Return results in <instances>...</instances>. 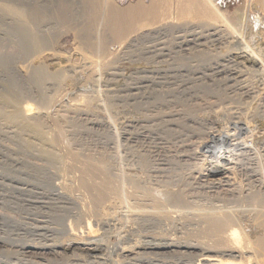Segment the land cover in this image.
<instances>
[{"label":"rangeland","instance_id":"obj_1","mask_svg":"<svg viewBox=\"0 0 264 264\" xmlns=\"http://www.w3.org/2000/svg\"><path fill=\"white\" fill-rule=\"evenodd\" d=\"M27 1L0 0L35 11L31 19L0 13V236L4 232L14 239L2 249L7 253L0 254L1 264H197L196 257L124 258L122 248L133 246L135 238L134 244L126 241L120 248L113 243L121 236L131 239L129 231L137 227L125 225L127 234L121 226L123 216L104 222L92 212H85L94 206V195L82 186L84 169H91L88 178L97 185L101 183L102 189L103 173H109L114 185L127 187L129 193L131 190L149 199L162 196L163 203L168 201V212L142 233L146 242L150 240L147 236L161 233L159 239L191 241V234L200 229L199 225L182 218L194 217L197 210L218 208L230 214L234 227L242 225V230L252 228L256 218L258 225L257 220L264 222V71H260V66L246 70L235 59L248 47L257 49L263 44V0L216 1L219 7L231 6L239 12L231 13L236 14L232 15L236 23L239 20L236 35L230 34L224 24L212 26L205 20L195 23L197 19H179L176 8L182 2L172 0L173 13L166 20L176 27L131 43L113 42L107 37L109 51L105 53L88 46L97 41V33L85 0ZM144 1L150 4L153 0ZM239 7L246 13L243 9L237 11ZM64 12L66 17L62 18ZM190 21H194L193 25ZM74 26L78 35L70 31ZM252 26H256L255 30ZM256 29L258 33H254ZM100 31L99 35L104 36L105 32ZM102 62L105 64L99 65ZM4 97L5 101L8 97V101H20V107L34 108L26 118L43 124L46 137L55 141L53 150L60 158L37 154L43 142L21 122L13 124L7 120L11 104ZM58 193L73 196L76 203L57 200ZM2 196L6 202L13 200L3 202ZM125 213L126 210L120 212ZM90 221L95 230L91 234L86 228ZM71 224L75 225L78 238L68 253L60 250L59 257L19 254L17 248L22 242L50 244L46 239H60L63 235L59 232L64 229L71 234Z\"/></svg>","mask_w":264,"mask_h":264},{"label":"bare ground","instance_id":"obj_2","mask_svg":"<svg viewBox=\"0 0 264 264\" xmlns=\"http://www.w3.org/2000/svg\"><path fill=\"white\" fill-rule=\"evenodd\" d=\"M29 1V0H28ZM27 1V2H28ZM33 1V0H30ZM29 1V3H30ZM177 2L176 0H174ZM218 0H181V4L177 5L179 7H174L179 11V19L180 17L184 18L181 20H186L187 19H194V20H205L207 22H211L213 24L212 26H219L223 25L227 26L229 28V33L230 34H235L237 33V28H236V19L232 15H236V9L231 7V6H225V7H219L217 2ZM223 1V0H222ZM226 1V0H225ZM238 2V0H235V2ZM240 1V0H239ZM254 1V0H252ZM264 1V0H263ZM26 2V0H25ZM35 3V1H33ZM87 2L89 8L91 9V18L93 20L94 28L97 33V41L90 42L88 46L91 47H97L96 49H101V52H106L107 48V42L105 41L107 37L116 42L121 43L123 40V43L126 41H139L140 38H146L149 37L148 35L152 33H160L163 31L171 30L174 26V24H170L169 20H166L167 18H170L169 14L173 13L172 8H173V1L172 0H153L152 3L147 4L144 0H85ZM83 1V3H85ZM236 2V3H237ZM243 1L241 0L240 3ZM259 2V1H258ZM257 2V3H258ZM6 3V2H5ZM11 3V2H10ZM14 3V2H13ZM24 3V2H23ZM22 3V4H23ZM32 3V2H31ZM33 3V4H34ZM178 3V2H177ZM222 3V2H221ZM250 3V2H249ZM21 4V3H20ZM24 5V4H23ZM35 5V4H34ZM60 5V4H59ZM231 5V3H230ZM235 4L233 3V6ZM241 6V4H239ZM243 5V4H242ZM247 5V3H246ZM245 4L243 6H246ZM251 5V4H250ZM26 6V4H25ZM32 6V4L30 5ZM236 7V5H235ZM252 7V6H251ZM250 7V8H251ZM254 7V6H253ZM252 7V8H253ZM27 8H31L28 7ZM34 8V6H33ZM88 8V7H87ZM238 8V7H237ZM252 8L250 9L252 11ZM36 9V8H35ZM59 9V8H58ZM66 11V8H63ZM62 9V10H63ZM233 9H235V12H232ZM243 9V7H239V10ZM249 9V8H248ZM88 10V9H87ZM174 14H175V9ZM176 10V11H177ZM244 10V9H243ZM38 11V10H37ZM59 11V10H58ZM172 11V12H171ZM255 11V10H254ZM8 14V15H18L20 18L23 19H31V15L35 12H28L23 9H19L15 6L9 5V3L4 4L3 2L0 3V13ZM41 12V11H40ZM87 12V11H86ZM171 12V13H170ZM242 12V11H241ZM245 12V10L243 11ZM242 12V14H243ZM256 12V11H255ZM260 12V10H259ZM258 12V13H259ZM37 13V12H36ZM231 13H236L232 14ZM246 13V12H245ZM244 13V14H245ZM3 14V15H4ZM38 14V13H37ZM36 14V15H37ZM60 14V12H59ZM62 18L65 16V12L61 13ZM68 14V12H67ZM66 14V15H67ZM177 14V13H176ZM241 14V15H242ZM243 14V15H244ZM250 14V13H249ZM248 14V15H249ZM40 15H42L40 13ZM169 15V16H168ZM247 15V16H248ZM258 15V14H257ZM2 16V15H1ZM70 16V14H69ZM172 16V14H171ZM238 16V15H237ZM240 16V15H239ZM238 16V17H239ZM252 16V15H251ZM41 17V16H40ZM68 17V16H67ZM90 17V16H89ZM88 17V18H89ZM245 18V16H242ZM260 17V15H259ZM10 18V17H9ZM175 18V16H174ZM187 18V19H185ZM241 19V17H239ZM3 19V18H2ZM8 19V18H7ZM42 19V17H41ZM172 19V18H171ZM177 19V18H176ZM258 19V18H257ZM14 20V19H13ZM252 21V19H250ZM259 20V19H258ZM7 21V20H6ZM20 21V20H19ZM26 21V20H25ZM24 21V22H25ZM30 21V20H29ZM164 21H167V23ZM182 21V22H184ZM232 21V22H231ZM241 21V20H240ZM256 21V20H255ZM31 22V21H30ZM62 22V21H61ZM172 22V21H171ZM174 22V21H173ZM181 22V21H180ZM192 22L191 25H193L194 21ZM201 22V21H195V23ZM204 22V21H203ZM264 22V21H263ZM18 23V22H17ZM175 23V22H174ZM189 23V22H188ZM253 23V22H252ZM260 23V22H259ZM262 23V22H261ZM39 24V23H38ZM75 24V23H74ZM170 24V25H169ZM183 24V23H182ZM226 24V25H225ZM240 24V23H239ZM250 24V23H249ZM32 25V24H31ZM29 25V26H31ZM76 25V24H75ZM179 25V24H178ZM186 25V23H185ZM208 25V24H207ZM264 25V23H263ZM24 26V25H23ZM96 26V27H95ZM189 26V25H188ZM211 26V25H210ZM25 27V26H24ZM176 27V25L174 26ZM191 27V26H190ZM189 27V28H190ZM206 27V24H205ZM65 28V26H64ZM63 28V29H64ZM79 28V27H78ZM90 28V27H89ZM212 28V27H210ZM225 28V27H223ZM254 28V26H252ZM256 28V26H255ZM254 28V30H255ZM264 28V27H263ZM262 28V29H263ZM29 29V28H28ZM32 29V28H31ZM30 29V30H31ZM36 29V28H35ZM32 29V30H35ZM93 29V28H92ZM103 30L104 36L99 35V31ZM188 29V28H187ZM199 29V28H198ZM216 29V28H215ZM261 29V28H259ZM26 30V29H25ZM193 30V28H192ZM195 30V29H194ZM202 30V29H201ZM204 30V29H203ZM219 30V29H218ZM253 30V31H254ZM264 30V29H263ZM71 33L73 35H78L79 30L77 29V26L71 28ZM83 31V30H82ZM178 31V30H177ZM199 30H197L198 32ZM205 31V30H204ZM225 31V30H224ZM241 31V30H240ZM34 32V31H33ZM91 32V31H90ZM101 32V31H100ZM193 32V31H192ZM259 31L256 29V32L258 33ZM35 33V32H34ZM83 33V32H82ZM89 33V32H88ZM167 33V32H166ZM171 33V31H170ZM187 33V32H186ZM221 33V32H220ZM260 33H263L262 31ZM32 34V33H31ZM103 34V33H102ZM192 34V33H191ZM218 34V33H217ZM223 34V33H222ZM228 34V33H227ZM238 34V33H237ZM264 34V33H263ZM262 34V35H263ZM88 35V34H87ZM155 35V34H153ZM158 35V34H157ZM156 35V36H157ZM165 35V34H164ZM190 35V34H189ZM234 35V36H235ZM257 35V34H256ZM255 35V36H256ZM36 36V35H35ZM84 37V35H82ZM86 36V34H85ZM91 36V34H90ZM93 36V35H92ZM159 36V35H158ZM167 36V35H166ZM177 36V35H176ZM180 36V35H179ZM187 36V35H186ZM210 36V35H209ZM233 36V35H232ZM258 36V35H257ZM33 37V35H32ZM56 37V36H55ZM229 37V36H228ZM227 37V38H228ZM260 37V36H259ZM263 37V36H261ZM37 39V36L35 37ZM86 38V37H85ZM108 38V39H109ZM150 38V37H149ZM164 38V37H163ZM168 38V36H167ZM174 38V37H173ZM177 38V37H176ZM175 38V39H176ZM184 38V37H183ZM200 38V37H199ZM202 38V37H201ZM204 38V37H203ZM208 38V36H207ZM246 38V37H245ZM256 38V37H254ZM73 39V38H72ZM80 39V37H79ZM82 39V38H81ZM88 39V38H86ZM160 39V38H159ZM171 39V38H170ZM197 39V38H196ZM219 39V38H218ZM239 39V38H238ZM253 39V38H252ZM263 40V44H260L264 46V37L260 38ZM61 40V39H60ZM165 40V39H164ZM206 40V39H205ZM80 41V40H78ZM163 41V39H162ZM169 41V40H168ZM198 41V40H197ZM244 41V40H243ZM260 41V40H259ZM64 42V41H63ZM67 42V41H66ZM112 42V43H113ZM171 42V41H170ZM206 42V41H204ZM203 42V43H204ZM210 42V41H209ZM254 42V41H253ZM65 43V42H64ZM79 43V42H78ZM109 43V42H108ZM122 43V44H123ZM133 43V42H132ZM173 42H171L172 45ZM180 43V42H179ZM199 43V42H198ZM202 43V44H203ZM212 43V42H211ZM239 43V42H238ZM243 43V42H242ZM245 43V42H244ZM118 44V43H117ZM80 45V44H79ZM86 45V44H84ZM204 45V44H203ZM247 45V44H246ZM72 46V45H71ZM87 46V45H86ZM121 46V45H120ZM149 46V45H148ZM201 46V45H200ZM218 46V45H217ZM258 45L257 49H252L248 47V51H244L241 53L236 54V61H241V64L244 65L246 70L253 69L254 67H258L260 71H264V47ZM81 47V46H80ZM90 47V48H91ZM94 47V48H95ZM110 47V46H109ZM112 47V46H111ZM118 47V46H117ZM176 47V46H175ZM223 47V46H222ZM37 48V47H36ZM79 48V47H78ZM88 48V47H87ZM155 48V47H154ZM159 48V47H158ZM157 48V50H158ZM228 48V47H227ZM43 49V48H42ZM41 49V50H42ZM156 49V48H155ZM161 49V48H160ZM159 49V50H160ZM165 49V48H164ZM180 49V48H179ZM190 49V48H189ZM239 49V48H238ZM36 50V49H35ZM85 50V48L83 49ZM82 50V51H83ZM112 50V49H111ZM110 50V51H111ZM138 50V49H137ZM37 51V50H36ZM99 51V50H98ZM109 51V50H108ZM117 51V50H116ZM133 51V50H132ZM163 52V49L161 50ZM190 51V50H189ZM216 51V50H215ZM227 51V50H226ZM258 51V52H256ZM88 52V51H86ZM96 52V51H95ZM112 52V51H111ZM149 52V51H148ZM152 52V51H151ZM37 53V52H36ZM39 53V52H38ZM42 53V52H41ZM97 53V52H96ZM150 53V52H149ZM153 53V52H152ZM156 53V52H154ZM159 52H157L158 54ZM173 53V52H172ZM177 53V52H176ZM211 53V52H210ZM43 54V53H42ZM89 54V53H88ZM107 54V53H106ZM122 54V53H121ZM212 54V53H211ZM216 54V53H215ZM226 54V53H224ZM85 55V54H84ZM97 55V54H96ZM110 55V54H109ZM130 55V54H129ZM170 55V53H169ZM217 55V54H216ZM104 56V55H103ZM102 56V58H103ZM153 56V55H152ZM151 56V57H152ZM89 57V56H88ZM92 57V56H91ZM95 57V56H94ZM160 57V56H159ZM163 57V56H161ZM200 57V56H199ZM222 57V55H221ZM234 57V56H233ZM100 58V57H99ZM123 58V57H122ZM158 58V57H157ZM165 58V57H163ZM54 59V58H53ZM90 59V58H89ZM233 59V58H231ZM47 60V59H46ZM58 60V59H57ZM80 60V59H79ZM94 60V59H93ZM99 60V59H98ZM104 62L105 59L103 58ZM53 61V60H52ZM234 61V59H233ZM49 62V61H48ZM60 62V61H59ZM62 62V61H61ZM149 62V61H148ZM113 63V62H112ZM234 63V62H233ZM96 64V63H95ZM100 64H105V63H99ZM235 64V63H234ZM239 65L238 63H236ZM240 64V65H241ZM51 65V64H49ZM53 65V63H52ZM58 65V64H57ZM138 65V64H137ZM249 66V68L247 67ZM61 67V66H60ZM91 67V66H90ZM243 67V68H244ZM42 68V67H41ZM53 68V67H52ZM93 68V67H92ZM51 69V68H50ZM49 69V70H50ZM87 69V68H86ZM101 69V68H100ZM241 69V68H240ZM43 70V69H42ZM56 70V69H55ZM88 70V69H87ZM86 70V72H87ZM91 70V69H89ZM88 70V71H89ZM98 70V69H97ZM229 70V69H228ZM227 70V71H228ZM79 71V70H78ZM77 71V72H78ZM83 71V70H82ZM101 71V70H100ZM216 71V70H215ZM219 71V70H218ZM241 71V70H240ZM243 71V69H242ZM241 71V72H242ZM252 71V70H251ZM62 72V71H61ZM91 72V71H90ZM94 72V71H93ZM247 72V71H246ZM58 73V71H57ZM83 73V72H82ZM92 73V72H91ZM95 73V72H94ZM220 73V72H219ZM240 73V72H239ZM255 73V72H254ZM76 74V73H75ZM98 74V73H97ZM229 74V73H228ZM238 74V73H237ZM231 75V74H230ZM229 75V76H230ZM239 75V74H238ZM240 75H242L240 73ZM47 75L43 76L46 77ZM51 76V75H50ZM253 76V75H252ZM92 77V75H91ZM95 77V76H94ZM102 77V76H101ZM41 78V77H40ZM251 78V77H250ZM56 79V78H55ZM96 79V78H95ZM247 79V78H246ZM53 80V79H52ZM55 82V81H54ZM65 83V82H64ZM54 85V84H53ZM83 86V85H82ZM81 86V87H82ZM88 86V85H87ZM88 89V88H87ZM12 97V96H11ZM9 98V97H8ZM7 98V99H8ZM5 102H9L11 105V108L9 107L10 111L7 110V120L14 122L19 121L21 124L25 127V129H29L37 138H39L43 144L41 145L39 143V146H43L40 149L38 148V153L40 156L47 157V158H60L57 156L56 149L53 150V144L55 143L54 140H50L46 137V133L44 132L43 124L41 125L39 122L36 123H31L32 120H29V118H26L25 115H30L33 113L34 108L30 105H24L23 107L19 106L18 101L14 100H7ZM3 102V101H2ZM18 102V103H17ZM6 104V108H7ZM1 108V107H0ZM4 108V110L6 109ZM3 110V111H4ZM9 111V112H8ZM110 112V111H109ZM41 113V112H40ZM2 114V113H1ZM6 115V113H5ZM39 115V114H38ZM37 116V115H36ZM41 117V116H40ZM5 118V117H4ZM6 119V118H5ZM31 119V118H30ZM10 122V123H11ZM18 123V122H17ZM16 123V125H17ZM44 123V122H43ZM22 126V127H23ZM23 130V128H22ZM47 130V129H46ZM29 131V133H30ZM33 136V135H32ZM29 137V136H28ZM51 137V136H50ZM31 138V137H30ZM36 138V139H37ZM55 138V137H54ZM59 138V137H58ZM233 138V137H232ZM239 138V137H238ZM38 139V140H39ZM60 140V139H59ZM36 144V143H35ZM38 146V147H39ZM62 147V146H61ZM64 147V146H63ZM52 148V149H51ZM11 151V150H10ZM23 151V150H21ZM13 152V151H12ZM16 151L15 153H17ZM10 153V152H9ZM62 153V152H61ZM15 155V154H14ZM60 155V154H59ZM63 155V154H62ZM65 155V154H64ZM68 155V154H67ZM8 156V155H7ZM6 156V157H7ZM69 156V155H68ZM67 156V157H68ZM38 157V156H37ZM63 157V156H62ZM31 158V157H30ZM70 159V158H69ZM13 160V159H11ZM28 160V159H27ZM20 161V160H19ZM65 161V160H64ZM68 161V160H67ZM22 162V161H21ZM14 163V162H13ZM50 163V162H49ZM217 163V162H216ZM24 164V163H23ZM34 164V162H33ZM44 164V163H43ZM58 164V163H57ZM65 164V163H64ZM87 164V163H86ZM45 165V164H44ZM62 165V164H61ZM89 165V163H88ZM87 165V166H88ZM216 165V164H215ZM38 166V165H37ZM46 166V165H45ZM86 166V165H85ZM94 166V165H93ZM32 167V166H31ZM35 167V166H34ZM55 166L52 167V169ZM83 167V166H82ZM42 168V167H41ZM49 168V167H48ZM83 169V168H82ZM99 169V168H98ZM102 169V168H100ZM40 170V169H39ZM49 170V169H48ZM91 170V169H90ZM87 169L83 171L84 177L82 179V186L89 191L93 193L94 196H91V202H93L94 206L92 208L90 206L88 210L85 209L86 213H93L92 215H95L97 219L108 222L111 218H116V221L120 219V217L123 218L124 224H122V228L124 229V232L127 233L125 225L127 224H132V226H136L137 229H132L129 231L128 236H131L132 238L129 240H125L126 236H121V238H116L115 242L113 243L114 247L120 248V246H123L126 241H132L135 238V244L133 246L127 247L124 246L122 248L124 258H130V257H139V256H150V257H162V256H175L179 260L180 259H185L187 257H196L195 259L197 260V264H264V222L259 225L256 222V217L258 216L256 214V219H255V225L250 227V229H245L242 230L241 227H234L235 221L234 218L230 215L225 213L224 211H220L218 208L217 210H212V211H201L197 210L194 211V217H189V218H182L188 219L190 221H193L196 223V225H199L200 229L194 230L193 234H191L190 240L191 241H180L178 239H167V238H160L162 236L161 234H154L153 236H147L150 238L151 242L148 239V243L146 240H144L143 232L147 229H150L149 227L153 226L156 224L158 221V218L161 217V214H166L168 212V201L167 203H163L161 200L158 198L149 199L148 196H137L138 193L130 191V193L126 190L125 186H118L117 184L114 185L113 181H111V178L108 176L107 173L104 174V183H105V189H102L101 183L96 184L92 179H89L88 177L91 178V176L88 175L90 172ZM86 171V172H85ZM102 171V170H101ZM106 171V170H105ZM51 172V171H50ZM91 173V172H90ZM94 173V172H93ZM99 174V173H98ZM102 174V173H101ZM82 178V177H81ZM129 184V183H128ZM125 185V184H124ZM52 186V185H51ZM58 186V185H57ZM55 188V187H54ZM128 189V188H127ZM54 190V189H53ZM63 190V188H62ZM65 190V189H64ZM67 190V189H66ZM68 192V191H67ZM132 192V193H131ZM24 193V192H23ZM69 193V192H68ZM59 196H55L56 199L68 201V203H76V199L72 200L73 196H64L62 193H58ZM68 195V194H66ZM5 197V196H4ZM15 197V196H14ZM17 197V196H16ZM82 197V196H81ZM259 197V196H258ZM13 198V197H9ZM21 198V197H20ZM75 198V197H74ZM83 198V197H82ZM2 201L6 202V198H3L2 196ZM13 200V199H11ZM11 200H8L11 202ZM78 200V199H77ZM84 200V199H83ZM8 201L6 203H8ZM17 201V200H16ZM19 201V199H18ZM21 201V200H20ZM23 201V200H22ZM80 201V200H79ZM258 201V200H257ZM251 202V201H250ZM53 203V202H52ZM55 203V202H54ZM53 203V204H54ZM67 203V202H66ZM89 203V202H88ZM4 204V203H3ZM14 204V202H13ZM82 204V203H80ZM86 204V203H85ZM92 204V203H91ZM21 205V204H20ZM79 205V204H78ZM90 205V204H89ZM83 206V205H81ZM87 207V205H84ZM83 206V208H84ZM12 207V206H11ZM6 208V207H5ZM13 208V207H12ZM76 208V207H75ZM53 209V208H52ZM72 209V208H71ZM185 209V208H184ZM189 209V208H188ZM186 208V210H188ZM193 209V208H192ZM123 210L126 213L121 215L120 212ZM229 210V209H227ZM3 211V210H2ZM88 211V212H87ZM259 212V210H258ZM83 213V212H82ZM241 214V213H240ZM252 214V213H251ZM263 214V213H262ZM121 215V216H120ZM125 215V216H124ZM244 215V214H243ZM264 215V214H263ZM84 216V215H82ZM88 216V215H87ZM239 216V215H238ZM52 218V217H51ZM79 218V217H78ZM84 218V217H83ZM12 219V218H11ZM69 219V218H68ZM71 219V217H70ZM77 219V218H76ZM96 219V218H95ZM236 219V218H235ZM250 219V218H249ZM79 220V219H78ZM77 220V221H78ZM81 220V219H80ZM239 220V219H238ZM3 222L9 223L5 218H2ZM47 221V220H46ZM72 221V220H71ZM83 221V220H81ZM87 221V219H86ZM248 221V220H247ZM23 222V221H22ZM70 222V220H69ZM68 222V223H69ZM80 222V221H79ZM121 222V221H120ZM76 223V222H75ZM78 223V222H77ZM153 223V224H152ZM240 223V222H239ZM247 223V222H246ZM249 223V222H248ZM247 223V224H248ZM251 223V222H250ZM249 223V225H250ZM257 223V224H256ZM18 224V223H17ZM103 224V223H102ZM254 224L251 223V225ZM74 225V224H73ZM73 225H69V230L71 231L68 233V230L64 229L62 230V234L59 232L60 236L63 235L60 239L53 238L51 240L46 239L47 243L49 242L50 244H42L41 247H37L35 244L32 245H27L28 243L23 244L22 242V247L19 246L17 249L20 250L19 254L23 255H46V256H54L58 255L59 257V252L58 251H63V253H68L67 251L71 250V245H77L76 244V235L74 234L75 228ZM116 225V224H115ZM240 225V224H239ZM238 225V226H239ZM250 225V226H251ZM257 225V226H256ZM75 226V225H74ZM78 226V225H77ZM237 226V224H236ZM66 227V225H65ZM97 227V226H96ZM155 227V226H154ZM247 227V226H246ZM36 228V227H35ZM53 228V227H52ZM87 230L88 233H94V227L93 224L90 222H87ZM27 229V228H26ZM79 229V228H78ZM118 229V228H117ZM120 229V228H119ZM57 230V229H56ZM80 230V229H79ZM119 231V230H118ZM49 233V231H47ZM104 232V231H103ZM117 232V231H116ZM118 233V232H117ZM4 235L3 237L0 236V254H4L7 251H3L2 249L7 247V244L12 242L11 235L6 234L3 232ZM110 234V233H109ZM142 234V237H138ZM17 235V234H16ZM119 235V233H118ZM122 235V234H121ZM35 236V235H34ZM44 236V235H43ZM66 236V237H65ZM78 236V235H77ZM81 237V236H80ZM106 237V236H105ZM29 238V237H28ZM48 238V237H47ZM130 238V237H129ZM17 239V238H16ZM81 239V238H80ZM104 239V238H103ZM123 239V240H122ZM127 239V238H126ZM141 239H143L144 243H140ZM157 240V243L156 240ZM85 240V239H84ZM113 240V239H112ZM125 240V241H124ZM202 240V241H201ZM81 241V240H80ZM155 241V242H153ZM112 242V241H111ZM15 243V242H13ZM80 243V242H78ZM106 243V242H104ZM109 243V242H108ZM146 243V244H145ZM11 244V243H10ZM16 244V243H15ZM143 244V245H142ZM145 244V245H144ZM112 245V244H111ZM131 245V244H130ZM18 246V245H17ZM40 246V245H39ZM89 246V244L87 245ZM92 246V245H90ZM74 248V247H73ZM109 249V248H108ZM5 250V249H4ZM8 250V249H7ZM113 250V248H112ZM117 250V249H116ZM120 250V251H122ZM9 251V250H8ZM86 251V250H85ZM108 251V250H107ZM115 251V250H114ZM18 252V251H17ZM13 254V253H11ZM18 254V253H17ZM18 254V255H19ZM64 254V255H65ZM119 254V253H118ZM196 255V256H194ZM8 256V254H7ZM109 256V255H108ZM13 257V256H12ZM16 257V256H15ZM29 257V256H28ZM57 257V256H56ZM68 257V256H67ZM174 257V258H175ZM43 258V257H42ZM70 258V256H69ZM64 259V258H63ZM159 259V258H158ZM23 260V259H22ZM65 260V259H64ZM1 261V259H0ZM26 261V260H25ZM114 261V260H113ZM137 261V260H136ZM59 262V261H58ZM66 262V261H65ZM13 263V262H12ZM87 263V262H86ZM104 263V262H103ZM115 261L113 262V264ZM172 263V262H171ZM1 264V263H0ZM16 264V263H15ZM26 264V263H25ZM116 264V263H115ZM177 264V262H176ZM189 264V263H188Z\"/></svg>","mask_w":264,"mask_h":264}]
</instances>
